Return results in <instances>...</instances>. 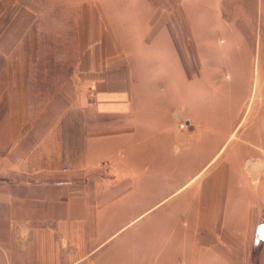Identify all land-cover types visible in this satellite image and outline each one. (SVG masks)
Listing matches in <instances>:
<instances>
[{
    "label": "rangeland",
    "instance_id": "rangeland-1",
    "mask_svg": "<svg viewBox=\"0 0 264 264\" xmlns=\"http://www.w3.org/2000/svg\"><path fill=\"white\" fill-rule=\"evenodd\" d=\"M143 3L176 26V57H147L154 69L138 78L155 71L140 91V150L155 170L146 166L139 193L162 203L81 264H264V0H16L0 12V36L19 12L17 83L37 113L73 81L88 26L120 41L148 17Z\"/></svg>",
    "mask_w": 264,
    "mask_h": 264
},
{
    "label": "crops",
    "instance_id": "crops-1",
    "mask_svg": "<svg viewBox=\"0 0 264 264\" xmlns=\"http://www.w3.org/2000/svg\"><path fill=\"white\" fill-rule=\"evenodd\" d=\"M15 3L0 0V12ZM140 7L148 17L123 26L120 41L113 33L103 44L88 26L73 81L37 113L17 83L19 12L0 36V264H81L82 252L102 248L162 203L139 193L146 166L155 170L140 150L149 102L140 91L155 71L144 84L138 78L154 69L147 57H176V26H163L159 4ZM121 210L129 212L114 226ZM136 264L148 263L139 256Z\"/></svg>",
    "mask_w": 264,
    "mask_h": 264
}]
</instances>
